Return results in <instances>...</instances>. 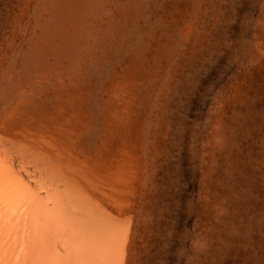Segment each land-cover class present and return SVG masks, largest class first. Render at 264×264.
<instances>
[{
  "label": "rangeland",
  "instance_id": "1",
  "mask_svg": "<svg viewBox=\"0 0 264 264\" xmlns=\"http://www.w3.org/2000/svg\"><path fill=\"white\" fill-rule=\"evenodd\" d=\"M57 110L139 137L142 264H264V0H0V119Z\"/></svg>",
  "mask_w": 264,
  "mask_h": 264
},
{
  "label": "bare ground",
  "instance_id": "2",
  "mask_svg": "<svg viewBox=\"0 0 264 264\" xmlns=\"http://www.w3.org/2000/svg\"><path fill=\"white\" fill-rule=\"evenodd\" d=\"M60 113L0 119V264H142L151 221L139 137L112 117L88 148L78 118Z\"/></svg>",
  "mask_w": 264,
  "mask_h": 264
}]
</instances>
